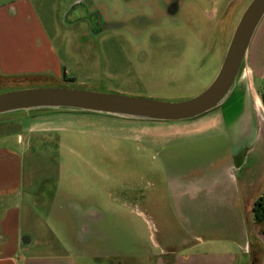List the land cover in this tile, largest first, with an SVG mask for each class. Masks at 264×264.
<instances>
[{
  "label": "rangeland",
  "instance_id": "374dc122",
  "mask_svg": "<svg viewBox=\"0 0 264 264\" xmlns=\"http://www.w3.org/2000/svg\"><path fill=\"white\" fill-rule=\"evenodd\" d=\"M85 1L94 14L85 20L70 15L69 26L51 5L33 19L34 36L40 32L38 23L43 24L52 42L50 52L61 59L50 62L49 74L0 80V94L77 88L164 102L188 100L213 82L251 2L177 0V11L167 14L156 0ZM150 6L158 8L156 13ZM249 48L246 63L259 93L264 89V51ZM246 63L238 77L247 71ZM251 97L247 82L239 83L217 108L180 121L68 110L0 115V147L21 156L18 204L21 231L32 239L27 254L70 257L75 264H148L159 252L155 240L163 229L140 214L137 205L152 198L162 209L171 175L216 169L227 156V143L246 138L254 112L264 125V113L254 108ZM32 124L45 130L29 133L22 128ZM17 134L22 144L15 143ZM253 141L240 174L250 170L260 178L264 135L254 133ZM158 143L165 148L153 146ZM200 229L212 236L220 232L216 225Z\"/></svg>",
  "mask_w": 264,
  "mask_h": 264
},
{
  "label": "crops",
  "instance_id": "0c3cea01",
  "mask_svg": "<svg viewBox=\"0 0 264 264\" xmlns=\"http://www.w3.org/2000/svg\"><path fill=\"white\" fill-rule=\"evenodd\" d=\"M50 5L65 26L71 24L66 20L70 15L73 20H85L94 14L85 0H0V80H13L7 76L14 75L49 74L50 62L60 61L50 52L52 42L43 24L38 23L40 32H35L36 36L31 27L33 19L41 18ZM262 21L259 33L256 28L249 44L255 53L264 51V16ZM245 65L247 71L237 77L234 85L247 82L254 108L264 113L259 93L251 85L254 71ZM247 127L246 138L227 143V156L216 169L171 175L162 209L151 197L150 201L143 199L142 206L137 205L142 208L140 214L154 219V225L163 229L155 240L159 252L149 257L148 264H264V226L253 221L251 212L254 201L264 194V175L258 178L250 170L240 174L249 148L256 142L253 134L264 135V125L254 112ZM22 128L29 133L45 130L37 124ZM22 142L17 134L15 143ZM153 146L165 148L159 143ZM20 165L21 156L15 149L0 147V264H75L70 257L27 254L32 239L21 231ZM213 225L220 228L219 235L200 229ZM167 227L174 231H164Z\"/></svg>",
  "mask_w": 264,
  "mask_h": 264
},
{
  "label": "water",
  "instance_id": "95a60500",
  "mask_svg": "<svg viewBox=\"0 0 264 264\" xmlns=\"http://www.w3.org/2000/svg\"><path fill=\"white\" fill-rule=\"evenodd\" d=\"M263 16L264 0H251L236 24L213 82L188 100L164 102L77 88L22 89L0 94V115L65 109L147 121H180L198 117L220 106L230 95Z\"/></svg>",
  "mask_w": 264,
  "mask_h": 264
},
{
  "label": "trees",
  "instance_id": "16d2710c",
  "mask_svg": "<svg viewBox=\"0 0 264 264\" xmlns=\"http://www.w3.org/2000/svg\"><path fill=\"white\" fill-rule=\"evenodd\" d=\"M69 81L71 82L72 80ZM259 97L261 100V104L264 108V89L259 92ZM34 111H39V110H34ZM41 111H45V110H41ZM251 212H252V219L255 223H264V194L258 197L254 201Z\"/></svg>",
  "mask_w": 264,
  "mask_h": 264
},
{
  "label": "flooded vegetation",
  "instance_id": "af4514ba",
  "mask_svg": "<svg viewBox=\"0 0 264 264\" xmlns=\"http://www.w3.org/2000/svg\"><path fill=\"white\" fill-rule=\"evenodd\" d=\"M149 3L155 1V0H147ZM177 0H156V2H159L162 6V8L164 9V12L167 14H174L175 11H177V7H175L174 2H176ZM151 7V6H150ZM153 10V13H156V10L158 8H156V6H152L151 7ZM151 12V13H152ZM151 15H156V14H151Z\"/></svg>",
  "mask_w": 264,
  "mask_h": 264
}]
</instances>
